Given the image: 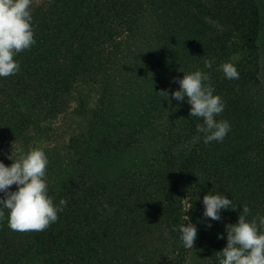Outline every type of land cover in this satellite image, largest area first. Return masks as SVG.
<instances>
[{
    "label": "rangeland",
    "instance_id": "obj_1",
    "mask_svg": "<svg viewBox=\"0 0 264 264\" xmlns=\"http://www.w3.org/2000/svg\"><path fill=\"white\" fill-rule=\"evenodd\" d=\"M53 1L32 0V13ZM222 1L100 0V34L87 49L91 59L72 76L67 94L55 100L58 112L40 118L25 104L0 106V160L11 165L10 156L32 147L44 150L49 195L55 204L67 200L62 212L68 217L60 247L49 256V227L13 231L4 209L0 264L10 252L15 262L28 251L34 256L30 264L217 260L205 247L221 227L203 216V196L217 190L241 206L264 204V0H254L257 30L252 23L223 25ZM205 60L212 61L211 69ZM224 62L237 67L238 79L225 78ZM196 69L209 73L214 94L225 103L216 119L228 120L231 130L222 142L206 145L196 131L203 120L189 115L187 98L171 99L179 89L176 78ZM185 151L193 158L183 159ZM232 161L240 162L242 173L234 172ZM165 190L173 210L166 206ZM185 215L198 229L192 249L175 230ZM170 218L177 222L173 230L166 226ZM77 230L92 240L89 253H80Z\"/></svg>",
    "mask_w": 264,
    "mask_h": 264
},
{
    "label": "clouds",
    "instance_id": "obj_2",
    "mask_svg": "<svg viewBox=\"0 0 264 264\" xmlns=\"http://www.w3.org/2000/svg\"><path fill=\"white\" fill-rule=\"evenodd\" d=\"M31 5L32 0H0V77L17 74L20 63L15 57L36 44ZM204 67L211 69L212 61L205 60ZM220 68L225 78H239L237 67L232 62H224ZM183 73L175 80L179 89L171 92V99L182 102L187 98L191 106L189 115L203 120L196 125V131L202 134L206 145L222 142L231 125L226 119H216L224 111L225 103L218 94H214L209 73L201 69ZM160 92L169 98L167 91ZM9 159L13 160L11 165L0 160V219L4 216L3 210L7 209V226L13 231H43L58 220V213L67 205L63 198L55 204L49 195L46 179L48 157L44 150L32 147L21 152L18 158L10 156ZM12 185H16L15 190H12ZM202 203L203 216L210 220H220L223 210L237 209L233 199L217 190L204 195ZM191 207L192 204L186 206V212ZM207 226L211 227V223ZM175 230H178L185 248H194L198 229L187 215ZM225 231L227 244L215 253L218 264H264V215L257 213L253 216L251 209L242 205L238 220L226 224ZM218 239H224V234H219Z\"/></svg>",
    "mask_w": 264,
    "mask_h": 264
},
{
    "label": "trees",
    "instance_id": "obj_3",
    "mask_svg": "<svg viewBox=\"0 0 264 264\" xmlns=\"http://www.w3.org/2000/svg\"><path fill=\"white\" fill-rule=\"evenodd\" d=\"M99 1L54 0L51 5H38L32 13L36 44L15 57L20 63V71L17 74L0 77V106H6L7 103L25 104L31 115L40 118L49 117L58 112L59 103L55 100L62 94H67V87L72 76L77 74L81 67L87 65L91 59L88 56V46L100 34L96 27V21L102 16L101 12L97 10ZM112 2L115 3V0ZM218 7L219 11H222V15L220 16L218 12V16L223 25H227L229 22L231 27H244V25L252 23L255 30L259 29L258 9L254 0H223ZM253 7L254 12L251 10ZM47 8L51 12H47ZM94 14L97 16L95 17ZM253 39L255 41L254 37L252 41ZM175 44L181 46L183 43L175 42ZM258 51L257 48L256 53L259 54ZM24 124L22 123L17 129L23 127ZM238 126L239 123L236 124V127ZM185 153L183 159L185 157L187 160L193 158L192 151H185ZM233 163L235 164L234 172L242 173L243 168L240 162ZM164 193L167 208L173 210L174 201L168 197L166 190ZM228 193L232 196L235 194V192ZM234 204L237 205L236 210H223L221 219L217 220L221 228L213 231L210 245L205 247L208 252L216 253L226 246L225 225L235 223L242 211V206L238 205L241 203ZM247 206L249 207V205ZM249 208L252 215L257 213L264 215V204L260 206L251 205ZM67 220L66 214L60 212L58 213V220L49 226V232L46 235L49 244L45 250L49 252V256L55 254L56 249L60 247L62 228L66 225ZM176 225V220L172 218L166 224L170 229ZM221 233L224 234V239H218V235ZM75 238L83 241L84 247L80 253H89L92 240L87 239L86 233L77 230ZM97 238L95 233L93 243H97ZM7 243L9 244V242ZM10 255V259L4 260L3 264H30L32 258L34 259L29 251L20 254L19 258L16 257L15 262L12 258V252ZM217 262L215 259H209L207 264H216Z\"/></svg>",
    "mask_w": 264,
    "mask_h": 264
}]
</instances>
